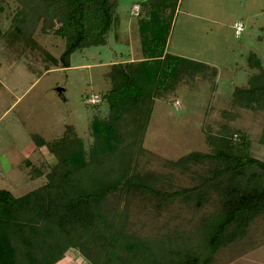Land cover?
<instances>
[{"label": "trees", "instance_id": "trees-1", "mask_svg": "<svg viewBox=\"0 0 264 264\" xmlns=\"http://www.w3.org/2000/svg\"><path fill=\"white\" fill-rule=\"evenodd\" d=\"M15 1L0 36L13 47L11 53L34 63L37 58L45 70L69 66L80 48L104 45L120 22L118 0ZM178 2L138 4L141 56L109 65L110 87L103 95L108 111L89 121V141L73 125L54 140L34 137L36 146L52 152L55 167L44 173L29 163V177L44 176V183L21 195L0 189V264H55L69 250L88 264H210L219 248L245 236L249 223L264 215V160L252 155L246 131L231 124L216 129L206 124L209 151L168 161L171 168L194 173L196 182L189 187L166 191L161 174L139 168L155 100L183 82L194 87L207 81L212 92L216 89L215 66L166 51ZM38 29L64 39L58 57L40 45L34 36ZM248 58L253 71L244 85L233 87L231 104L263 114L259 142L264 144V66L255 54ZM30 61L25 65L33 71ZM221 115L232 121L238 113L224 109ZM136 193L153 197L157 209L176 197L197 210L214 198V208L188 230L144 235L111 200Z\"/></svg>", "mask_w": 264, "mask_h": 264}, {"label": "rangeland", "instance_id": "rangeland-1", "mask_svg": "<svg viewBox=\"0 0 264 264\" xmlns=\"http://www.w3.org/2000/svg\"><path fill=\"white\" fill-rule=\"evenodd\" d=\"M141 1L118 0L120 22L108 33L106 43L76 50L67 67L45 70L39 59L34 63L29 57L11 53L13 47L6 46L0 36V189L21 195L45 181L44 176L30 178L27 164L44 173L55 167L52 152L36 146L34 137L54 140L66 125H73L89 141V121L108 111L103 95L110 87L106 76L109 65L141 56L137 14L132 13L133 5ZM0 5L4 10L0 29L5 31L18 3L0 0ZM235 23L241 24L239 32ZM34 36L56 57L64 48V39L51 33L38 29ZM166 51L215 66L216 89L212 92L207 81H197L194 87L183 82L171 94L155 100L142 142L144 151L138 156L139 168L161 174L159 184L166 191L191 186L196 182L194 173H184L167 163L190 151H209L202 129L206 124L216 129L228 123L245 130L252 155L264 160V144L259 142L263 114L231 104L233 87L244 85L253 71L248 65L250 53L264 66V0H179ZM26 60L32 63L33 71L25 65ZM92 94L99 98L94 104L87 102ZM224 109L236 111L237 118L224 119ZM213 199L200 210L177 197L157 209L153 197L142 193L111 200L118 203L119 210L124 209L129 224L139 233L155 235L192 228L203 212L214 208ZM79 258L82 261L65 259L56 264H88L81 255ZM210 264H264V215L249 223L245 236L219 248Z\"/></svg>", "mask_w": 264, "mask_h": 264}, {"label": "built area", "instance_id": "built-area-1", "mask_svg": "<svg viewBox=\"0 0 264 264\" xmlns=\"http://www.w3.org/2000/svg\"><path fill=\"white\" fill-rule=\"evenodd\" d=\"M133 14H138V10H139V5L138 4H134L133 5ZM234 27L237 29V32H239L241 30V24L240 23H235ZM99 101L98 95L97 94H92L87 98V102L93 104Z\"/></svg>", "mask_w": 264, "mask_h": 264}, {"label": "crops", "instance_id": "crops-1", "mask_svg": "<svg viewBox=\"0 0 264 264\" xmlns=\"http://www.w3.org/2000/svg\"><path fill=\"white\" fill-rule=\"evenodd\" d=\"M65 259H66V261L68 260H72V261H76L77 259L79 260V261H82L80 258H79V254L75 251V250H69V251H67V253H66V257H65ZM64 259V260H65ZM56 264V263H55ZM63 264V263H62Z\"/></svg>", "mask_w": 264, "mask_h": 264}]
</instances>
